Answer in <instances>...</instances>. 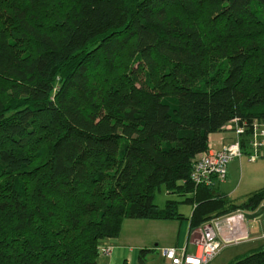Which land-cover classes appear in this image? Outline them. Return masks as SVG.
I'll list each match as a JSON object with an SVG mask.
<instances>
[{"label": "trees", "instance_id": "16d2710c", "mask_svg": "<svg viewBox=\"0 0 264 264\" xmlns=\"http://www.w3.org/2000/svg\"><path fill=\"white\" fill-rule=\"evenodd\" d=\"M235 119L264 122V0H0V264H101L125 220L183 219L163 186L191 230L256 211L190 179Z\"/></svg>", "mask_w": 264, "mask_h": 264}, {"label": "built area", "instance_id": "2783aa9c", "mask_svg": "<svg viewBox=\"0 0 264 264\" xmlns=\"http://www.w3.org/2000/svg\"><path fill=\"white\" fill-rule=\"evenodd\" d=\"M224 130L234 132L235 140L219 151L209 146L206 152L196 158L190 176L191 182L196 187L215 188L225 182L229 165L234 160H241L246 154V149H248L247 155L250 162L264 158L263 121H254L248 126L246 123L240 124L239 120L235 119ZM248 130L250 133L246 135ZM243 138H246V147L243 146ZM237 212L192 230L195 252L188 253L177 248H165L161 250L163 257L169 264H211L226 247L250 241V235L245 230L247 215L243 211ZM258 239H264V236ZM112 251L113 247L107 242L100 247L101 257L111 255Z\"/></svg>", "mask_w": 264, "mask_h": 264}, {"label": "crops", "instance_id": "0c3cea01", "mask_svg": "<svg viewBox=\"0 0 264 264\" xmlns=\"http://www.w3.org/2000/svg\"><path fill=\"white\" fill-rule=\"evenodd\" d=\"M234 140H235L234 132L224 130L210 135L209 146L219 150L223 148L225 145L232 143ZM241 161L240 164L242 163ZM235 162L229 165L227 180L223 183H220L219 186L217 185L218 188H216L217 186L214 188L216 192L226 195L231 201L233 200L227 194L220 191V186L226 184L229 181L231 172H234L233 167L236 164ZM202 195H203V191H202ZM175 196L180 197L179 195L174 194V197ZM188 197H193V195H189ZM248 197L249 195L245 197V200ZM244 201L242 202L233 201V202L235 204H241ZM263 203L264 201L261 204L263 205ZM262 205H260L258 209ZM165 206L164 207L161 206L160 208L163 209L165 208ZM192 207H193L192 212L188 216H184L179 212L182 215L183 219L125 220L123 222L119 236L116 239L105 241L113 247V251L111 255L101 258L100 263L119 264V263L127 262L128 264H138L141 250L145 249L152 251L148 256L147 264H155V261L149 263V258L154 255L158 256L157 253L161 256V257L158 256L159 258L158 260L160 261V264H169V262L163 257L161 253L162 249L177 248V249L185 250L188 253L195 252L196 247L194 245L193 236H192L193 234L191 232L192 231L191 220H192L195 204H193ZM263 208L264 205L262 209ZM258 209L254 212H249V211L246 212L247 215L246 230L248 231L251 240L239 245L226 247L216 258L217 260L216 259H215L216 261L214 260L215 262L219 261L218 264H232L262 247L264 241H261L258 238L264 236V210L260 209L259 211L263 212L262 214L263 216H260L259 219L254 220V218L257 217L256 214L259 212ZM228 215L229 214L221 218L227 217ZM211 220L209 221L207 220L206 222L202 223L200 226H198V228H202L203 226L210 224Z\"/></svg>", "mask_w": 264, "mask_h": 264}, {"label": "rangeland", "instance_id": "374dc122", "mask_svg": "<svg viewBox=\"0 0 264 264\" xmlns=\"http://www.w3.org/2000/svg\"><path fill=\"white\" fill-rule=\"evenodd\" d=\"M213 149L215 150V148ZM216 151L219 150L216 149ZM245 153L246 154L244 155L242 161L239 159L233 161V162L236 161L235 162L236 164L233 167L234 172H231L229 181L226 184L220 186V191L227 194L233 201L236 202H242L245 200L246 196L248 195L250 196L255 192L264 190V158L256 162H250L248 160V155H247L248 149H246ZM240 161L242 162L241 164ZM218 186L216 188H218ZM186 198L188 197H181V196L174 197V194H168L165 186H163L156 193L155 201L159 207L161 206L164 207L168 200L180 201L181 203L177 205L179 212L184 216H188L191 214L193 207L189 203H182ZM263 205L258 209V211L263 207ZM235 213L236 212H233L232 215ZM230 214L231 213H229V215ZM213 215L215 216L211 218L212 220L210 219L211 220L210 223L214 220L222 219L221 217L225 216L223 213L220 212H217L216 214ZM259 218L260 216H257L255 220ZM157 255L161 257L158 253ZM158 256L156 255L151 256L149 258V263L155 261V264H160V261L158 260L159 259ZM214 262L211 264H218L219 261L215 263Z\"/></svg>", "mask_w": 264, "mask_h": 264}]
</instances>
